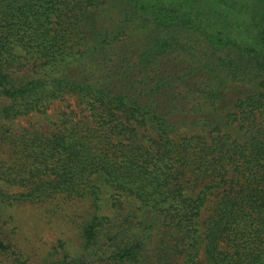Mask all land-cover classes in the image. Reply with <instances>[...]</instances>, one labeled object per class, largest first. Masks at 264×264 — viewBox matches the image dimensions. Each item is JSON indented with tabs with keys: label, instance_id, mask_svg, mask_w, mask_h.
<instances>
[{
	"label": "trees",
	"instance_id": "1",
	"mask_svg": "<svg viewBox=\"0 0 264 264\" xmlns=\"http://www.w3.org/2000/svg\"><path fill=\"white\" fill-rule=\"evenodd\" d=\"M0 149L90 204L44 264H264V0H0Z\"/></svg>",
	"mask_w": 264,
	"mask_h": 264
},
{
	"label": "rangeland",
	"instance_id": "2",
	"mask_svg": "<svg viewBox=\"0 0 264 264\" xmlns=\"http://www.w3.org/2000/svg\"><path fill=\"white\" fill-rule=\"evenodd\" d=\"M3 158L0 149V160ZM90 211L89 202L63 198L43 205L30 202L0 205V242L9 246L7 252L0 249V262L22 260L44 264L62 259L65 254L71 258L84 256L79 226Z\"/></svg>",
	"mask_w": 264,
	"mask_h": 264
}]
</instances>
